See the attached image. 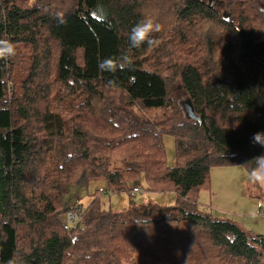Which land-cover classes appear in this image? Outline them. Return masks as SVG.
Returning <instances> with one entry per match:
<instances>
[{
  "label": "trees",
  "instance_id": "16d2710c",
  "mask_svg": "<svg viewBox=\"0 0 264 264\" xmlns=\"http://www.w3.org/2000/svg\"><path fill=\"white\" fill-rule=\"evenodd\" d=\"M144 17L162 25L158 44L131 49L132 70H102ZM0 39L16 46L0 60V264H264V233L198 206L213 167L249 172L264 153L251 139L264 132V0H0ZM176 86L198 120L135 116L170 106ZM98 177L108 194L143 178L178 202L133 217L95 193L67 229L69 187Z\"/></svg>",
  "mask_w": 264,
  "mask_h": 264
},
{
  "label": "rangeland",
  "instance_id": "374dc122",
  "mask_svg": "<svg viewBox=\"0 0 264 264\" xmlns=\"http://www.w3.org/2000/svg\"><path fill=\"white\" fill-rule=\"evenodd\" d=\"M60 11L59 7H55ZM96 13L109 25L111 21L103 5L96 8ZM45 70H39L38 82H46ZM36 94V92L34 91ZM38 93V92H37ZM37 97V94H36ZM172 104L167 107L149 108L140 110L135 108V116L154 122L160 129H165L170 125L177 123L186 117L184 113V102L187 95L178 86L171 91ZM162 142L165 151V161L167 165L175 164V144L174 138L169 134H162ZM249 172L242 166H218L210 170V188L203 190L198 198L199 209L205 213L212 214L213 217L230 219L238 224H242L241 218L246 217L256 221L254 233H264L260 231L258 225L261 216L259 215V206L261 198L259 196L261 184L251 183L248 179ZM139 188L138 192L132 195L122 192L106 194L105 183L102 178H96L87 184L72 185L65 195V203L68 206L78 202L81 210L84 211L92 200L99 194V203L103 209H111L114 212L123 211L127 208L135 216H140V211H132L135 204H141L144 208H152L156 211L158 208H170L177 205V193L173 190L154 191L148 190L143 178L135 183ZM255 211V214H253ZM254 217V218H253ZM242 226V225H241Z\"/></svg>",
  "mask_w": 264,
  "mask_h": 264
},
{
  "label": "clouds",
  "instance_id": "9594fccd",
  "mask_svg": "<svg viewBox=\"0 0 264 264\" xmlns=\"http://www.w3.org/2000/svg\"><path fill=\"white\" fill-rule=\"evenodd\" d=\"M162 30V25L152 17H144L130 30L129 50L121 53L118 59L112 57L101 60L99 67L104 71L132 70L134 61L129 54L131 49H138L144 45L149 47L158 44L154 34ZM16 55L15 44L8 39H0V60H7ZM252 142L264 147V132H256ZM248 179L251 183L264 185V153L254 157V166L249 170ZM264 207V204L260 205ZM255 214V211L254 213Z\"/></svg>",
  "mask_w": 264,
  "mask_h": 264
},
{
  "label": "built area",
  "instance_id": "2783aa9c",
  "mask_svg": "<svg viewBox=\"0 0 264 264\" xmlns=\"http://www.w3.org/2000/svg\"><path fill=\"white\" fill-rule=\"evenodd\" d=\"M139 188L133 187L132 189V194L135 192H138ZM264 204V199L260 200V205ZM259 215L264 218V207L259 206ZM82 213L83 211L81 210L80 205L78 202L74 203L73 205L70 206L69 210L64 214L62 217V222L64 226L67 229H72L76 224L81 222L82 220Z\"/></svg>",
  "mask_w": 264,
  "mask_h": 264
},
{
  "label": "crops",
  "instance_id": "0c3cea01",
  "mask_svg": "<svg viewBox=\"0 0 264 264\" xmlns=\"http://www.w3.org/2000/svg\"><path fill=\"white\" fill-rule=\"evenodd\" d=\"M241 222H242V224H238V223L237 224L240 225V227H242L243 229H246V230H254V228L256 226V221L255 220H250V217L249 218L242 217L241 218ZM258 227H259L261 232L264 231V218L261 217V219L259 220ZM121 264H129V263L123 262Z\"/></svg>",
  "mask_w": 264,
  "mask_h": 264
},
{
  "label": "water",
  "instance_id": "95a60500",
  "mask_svg": "<svg viewBox=\"0 0 264 264\" xmlns=\"http://www.w3.org/2000/svg\"><path fill=\"white\" fill-rule=\"evenodd\" d=\"M209 1L212 2V0H209ZM183 109H184V113L186 115V118L198 120V118L194 114V111H193L192 104H191V101L190 100H186L184 102Z\"/></svg>",
  "mask_w": 264,
  "mask_h": 264
}]
</instances>
